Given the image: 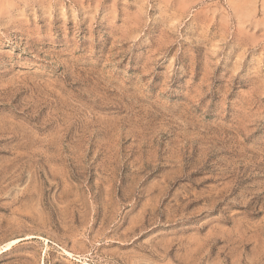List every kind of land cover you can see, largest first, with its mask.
<instances>
[{
  "label": "rangeland",
  "instance_id": "1",
  "mask_svg": "<svg viewBox=\"0 0 264 264\" xmlns=\"http://www.w3.org/2000/svg\"><path fill=\"white\" fill-rule=\"evenodd\" d=\"M0 264H264V0H0Z\"/></svg>",
  "mask_w": 264,
  "mask_h": 264
},
{
  "label": "bare ground",
  "instance_id": "2",
  "mask_svg": "<svg viewBox=\"0 0 264 264\" xmlns=\"http://www.w3.org/2000/svg\"><path fill=\"white\" fill-rule=\"evenodd\" d=\"M11 247V244H8L6 247H4V250H7ZM3 251V250H2Z\"/></svg>",
  "mask_w": 264,
  "mask_h": 264
}]
</instances>
